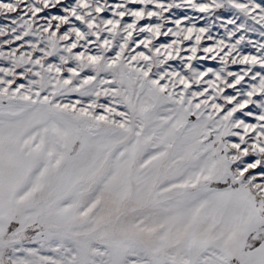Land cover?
Masks as SVG:
<instances>
[{"label": "snow or ice", "instance_id": "obj_1", "mask_svg": "<svg viewBox=\"0 0 264 264\" xmlns=\"http://www.w3.org/2000/svg\"><path fill=\"white\" fill-rule=\"evenodd\" d=\"M0 264H264V0H0Z\"/></svg>", "mask_w": 264, "mask_h": 264}]
</instances>
